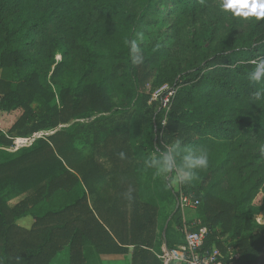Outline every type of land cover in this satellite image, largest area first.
Instances as JSON below:
<instances>
[{"label": "trees", "instance_id": "obj_1", "mask_svg": "<svg viewBox=\"0 0 264 264\" xmlns=\"http://www.w3.org/2000/svg\"><path fill=\"white\" fill-rule=\"evenodd\" d=\"M216 8L0 0V264H55L63 252L67 264H88L91 249L163 264L154 251L160 208L141 196L144 155L148 143L177 140L209 154V167L182 184L199 201L205 246L237 251L233 264H264L255 220L264 212V100H251L264 82L248 80L264 59V18ZM165 83L176 90L169 110L147 91ZM88 114L100 116L74 123ZM43 131L52 133L10 150Z\"/></svg>", "mask_w": 264, "mask_h": 264}, {"label": "rangeland", "instance_id": "obj_2", "mask_svg": "<svg viewBox=\"0 0 264 264\" xmlns=\"http://www.w3.org/2000/svg\"><path fill=\"white\" fill-rule=\"evenodd\" d=\"M212 3L214 6H216V11L222 10L224 12L226 9L224 8V0H212ZM222 6V7H219ZM219 7V8H218ZM172 8V4H167L162 7V9H168ZM242 16V15H241ZM243 18H246L245 16H242ZM249 17V16H247ZM230 21H227V24H229ZM195 25V26H194ZM199 25V21L188 23L185 25L183 32H182V40H187L192 37L193 29L194 27ZM167 29V28H165ZM175 39H172L174 42ZM57 59L60 60L61 56L58 55ZM172 88L171 85L169 84H162L155 90H151L152 87L148 86L147 91L151 92V99L149 101H157L160 99V97H156L157 92L160 90V92H164L165 90ZM161 103V102H160ZM162 108L164 109L163 105ZM133 108L129 110L131 112ZM121 114V115H120ZM117 117L120 116V120H125L126 119V114L122 113H116ZM100 115H85L82 118H79L74 121V123L78 124H86V123H91L93 120ZM52 133L51 131L49 132H40L32 137H27V138H17L15 141V147L10 150H16L19 149L23 146H29L31 145L36 138L41 137L43 135H47ZM81 136H91L92 130H82L80 132ZM158 148L154 146L152 143H148L146 150H145V163H144V168H143V178H142V192L141 196L144 201L148 202H154L158 203V205H162L163 202L165 203H172L173 207L170 209V211L164 210L162 212V217L164 218V222L160 224L159 232L157 234V238L159 239L158 241V246L165 245L168 248L177 245L181 243L184 240V235H185V229L186 226L189 224H194V222H200L199 219V214H198V209L197 208H186L185 210H182L179 207V195L183 189H182V184L178 183H172L170 177L165 178L162 176H158L155 174V169L149 168L146 165V161L153 155L157 154ZM85 153H89V148L87 150L85 149ZM32 218L31 217H26L21 220L22 224H25V222L30 221ZM256 222L258 223H264V214L262 215L261 213L258 214L255 218ZM156 238V239H157ZM161 248V247H160ZM91 253H95L94 249L90 250ZM129 253V252H128ZM117 260V259H116ZM55 264H67V255L63 252L57 256V258L54 260ZM107 264H113V262H108ZM119 264H125L124 260L121 261Z\"/></svg>", "mask_w": 264, "mask_h": 264}, {"label": "clouds", "instance_id": "obj_3", "mask_svg": "<svg viewBox=\"0 0 264 264\" xmlns=\"http://www.w3.org/2000/svg\"><path fill=\"white\" fill-rule=\"evenodd\" d=\"M224 8L232 10L235 15L264 18V0H224ZM248 80L252 85L264 82V59H261L255 69L248 73ZM251 100L253 102L264 100V89L254 91ZM181 150V158L177 162L176 156ZM261 151L264 154V149ZM146 165L155 169L156 175L170 177L174 184L188 185L196 178L198 170L209 167V154L203 146L196 149H184L182 142L177 140L163 149H158L157 154L146 161Z\"/></svg>", "mask_w": 264, "mask_h": 264}, {"label": "built area", "instance_id": "obj_4", "mask_svg": "<svg viewBox=\"0 0 264 264\" xmlns=\"http://www.w3.org/2000/svg\"><path fill=\"white\" fill-rule=\"evenodd\" d=\"M176 94L174 88H169L164 92H157L156 97H160L161 104L165 110H169L172 99ZM198 200L183 194H179V207L197 208ZM208 235V228L201 226L200 222H194L186 226L184 240L170 248H163L161 253H157L163 264H233L239 257V253L229 248L228 253L222 252L217 245L210 248L205 246Z\"/></svg>", "mask_w": 264, "mask_h": 264}, {"label": "crops", "instance_id": "obj_5", "mask_svg": "<svg viewBox=\"0 0 264 264\" xmlns=\"http://www.w3.org/2000/svg\"><path fill=\"white\" fill-rule=\"evenodd\" d=\"M172 207H173L172 203L163 202L162 205H159L160 213H159V217H158V232H159L160 224L162 223V221L164 222V218L162 217V212H164V210L170 211V209ZM261 214L263 215L264 212ZM262 224H264V223H262ZM158 241H159V239L157 238L154 251L161 253L163 248H168V247L165 245L158 246ZM87 256H88V254H87ZM91 258H94V261L88 260V264H107V261L111 262V263L113 262V264H119L123 260H124L125 264H132L131 249H130V252L126 253V254H107L106 255V254H97L95 252V253H92Z\"/></svg>", "mask_w": 264, "mask_h": 264}, {"label": "water", "instance_id": "obj_6", "mask_svg": "<svg viewBox=\"0 0 264 264\" xmlns=\"http://www.w3.org/2000/svg\"><path fill=\"white\" fill-rule=\"evenodd\" d=\"M48 135V134H47Z\"/></svg>", "mask_w": 264, "mask_h": 264}]
</instances>
